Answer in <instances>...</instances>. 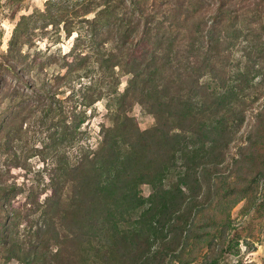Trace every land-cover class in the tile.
Returning a JSON list of instances; mask_svg holds the SVG:
<instances>
[{
  "label": "trees",
  "instance_id": "trees-1",
  "mask_svg": "<svg viewBox=\"0 0 264 264\" xmlns=\"http://www.w3.org/2000/svg\"><path fill=\"white\" fill-rule=\"evenodd\" d=\"M73 34L79 41L67 52L50 48ZM239 42L243 60L233 63ZM2 45L5 260L189 263L207 247L200 264H217L231 247L229 210L264 181V102L230 151L244 118L239 105L264 74V0H45L17 16ZM124 75L130 78L120 91ZM97 102L104 109L99 140L83 145ZM134 104L153 125L139 129L127 116ZM34 155L43 162L40 176L18 182L11 171H31Z\"/></svg>",
  "mask_w": 264,
  "mask_h": 264
},
{
  "label": "rangeland",
  "instance_id": "rangeland-1",
  "mask_svg": "<svg viewBox=\"0 0 264 264\" xmlns=\"http://www.w3.org/2000/svg\"><path fill=\"white\" fill-rule=\"evenodd\" d=\"M45 0H23L22 2H15L10 3L8 0H1L0 3V34L2 37L0 40L2 41V46L5 47V43L7 39L10 36L12 27L14 23L16 22V18L21 13H29L35 8H41L43 7V3ZM128 2V1H127ZM214 2V0H213ZM210 5L214 6V3L211 2ZM76 31L80 32L79 36L84 37L85 31L84 29L75 27ZM134 33V32H133ZM79 41L76 38V34H73L72 38L70 39H63L62 42L59 44H51L50 48L52 50H58L59 46L63 49L64 52H67L71 49L72 45L77 43ZM110 43H107V48L111 45ZM143 42H140L138 46H136L137 51H141V47ZM45 44H42V46ZM245 44H242V42H239L235 46L234 51V58L233 63L238 60H243V46ZM52 50H50L52 52ZM46 52H49L47 50ZM33 57V56H31ZM68 60H71L72 57L69 56ZM38 61V60H37ZM55 66H51V68L48 69L49 73H52L51 69H55ZM61 70V69H56ZM65 70L63 69L61 72L63 73ZM26 75V74H24ZM55 76V74L53 75ZM130 78V75H124L121 77V83H120V91H123L127 84L128 80ZM83 82H85L87 79L82 78ZM258 83V88L255 91V95L252 94V98L249 101V95L244 99L245 102L239 105L240 112L244 113V118L242 120V124L240 127L235 131L234 133V139L235 144L231 145L230 151L232 153L236 150V144L239 142L244 141L245 134L250 127V124L254 121V114L259 109L261 103L264 102V74L263 76H258L254 79V83ZM66 90V89H65ZM25 91L30 92V89L26 88ZM68 91V90H67ZM250 92L247 91L248 94ZM64 94V93H63ZM64 96V95H63ZM85 110H90V108H84ZM104 111L103 105L101 102L95 103V110L92 112L91 115H89V123L83 124V129L86 130L84 139L81 141L83 145L92 144L95 146L98 143V129L99 124L103 120L101 114ZM96 114V115H93ZM93 115V116H92ZM127 116L129 118H132V120L137 124L139 129H145L151 125L154 124V118L146 113L144 110H142L138 104H134L133 107L129 109L127 112ZM88 121V120H87ZM232 141V142H233ZM264 151V148H261ZM71 155L75 154L76 149H71ZM258 154H256L257 156ZM29 164V169L31 171H26L25 169L16 168L11 171V173L15 176L14 179H16L18 182L26 181L30 182V180L34 177V172L37 174V176H40L42 164L43 162L40 160V158L37 155H34L30 157L27 160ZM11 180L13 177L10 178ZM46 178L41 177V181L45 182ZM176 181V174L171 175L168 183H173ZM253 192H251L248 199H244L240 202H238L236 205H234L228 212V217L230 218V229L226 230V233L228 232L231 236V247L226 249L224 252H221V256L217 260V264H264V181L259 180L257 182L252 183ZM237 188H235L236 190ZM140 191L143 195H147L148 193V187L147 185H142L140 187ZM49 190H46L45 193H48ZM43 193L41 197L44 196ZM220 193H218L216 196H220ZM24 193L18 194L14 201L13 205L15 207L21 206L24 199ZM227 195V194H226ZM233 194H228V196H232ZM220 201V197H218L215 200V204H217ZM228 211V210H227ZM226 211V212H227ZM224 213V215L226 214ZM106 237V236H105ZM107 238V237H106ZM108 239V238H107ZM218 245V241L214 240L213 245H211V249H216ZM96 247V246H95ZM190 251L194 249L193 247L188 248ZM187 249V250H188ZM56 247L55 245H52L50 247V251L53 253L55 252ZM207 247H200L198 252L195 251L194 258L189 262L186 263L178 262V261H168L165 260V264H200L202 261V256L206 252ZM218 250V249H217ZM36 250H31L29 253L33 255ZM168 257V256H167ZM89 261L88 264H100V262H97L98 258H94L93 256H88ZM95 262H94V261ZM0 264H22L21 260L16 257L11 258L10 260H5V252L0 251ZM31 264H43L41 259H35L31 262Z\"/></svg>",
  "mask_w": 264,
  "mask_h": 264
}]
</instances>
